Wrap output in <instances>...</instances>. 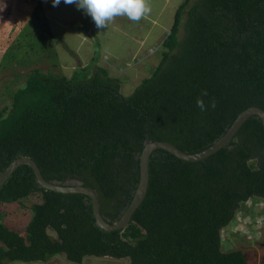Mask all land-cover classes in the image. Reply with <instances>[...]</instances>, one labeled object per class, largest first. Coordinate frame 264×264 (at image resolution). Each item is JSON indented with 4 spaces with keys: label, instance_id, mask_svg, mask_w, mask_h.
Wrapping results in <instances>:
<instances>
[{
    "label": "trees",
    "instance_id": "obj_1",
    "mask_svg": "<svg viewBox=\"0 0 264 264\" xmlns=\"http://www.w3.org/2000/svg\"><path fill=\"white\" fill-rule=\"evenodd\" d=\"M158 51L130 94L97 56L70 76L38 67L16 76L23 86L0 107V172L28 156L47 180L92 187L113 222L133 196L145 142L198 152L245 108L264 110V0H183ZM30 195L39 199L24 235L0 220V264L59 254L73 263L246 264L241 249L222 248L221 231L246 200L264 199L263 125L250 116L227 146L198 161L154 150L145 197L124 229L100 228L88 196L45 189L22 164L0 187V203Z\"/></svg>",
    "mask_w": 264,
    "mask_h": 264
},
{
    "label": "rangeland",
    "instance_id": "obj_2",
    "mask_svg": "<svg viewBox=\"0 0 264 264\" xmlns=\"http://www.w3.org/2000/svg\"><path fill=\"white\" fill-rule=\"evenodd\" d=\"M27 3L29 15L21 10L20 18L17 17L20 21L15 22L13 18L8 20L10 40L7 39V31L5 32V28H2L5 18L1 16L0 9V107L9 102L7 94H11L24 84L20 83L23 82L22 80L18 85L17 82L14 84L13 79L18 75L22 76L32 68L38 67L45 71L52 70L70 76L77 67L90 63L91 47L87 52L89 42L92 44L90 46L95 47V54L98 57L100 50H103L97 64L107 68L111 76L119 78L121 91L124 94H130L144 77L149 76L160 58L161 54L158 50L161 42L151 41L153 36L148 39V43L143 42L141 46H138L133 35L129 36L132 40L126 39L123 36L125 33L122 34V27L116 23L115 29L108 26L103 28L104 30L99 29L100 36L96 33L97 28H92L90 29L93 32L92 35L86 34L82 39V35L77 36L63 29L56 31L57 28L55 29L51 23L53 15L45 10L48 19L46 23L42 17L41 8H35L36 4L33 0H28ZM175 6L172 8L171 5L172 10L168 8L165 12L163 22L166 24V31L172 23ZM185 18L184 12L183 19ZM48 27L50 31L52 30L49 35ZM152 28L155 31L151 35L160 34L158 26ZM65 34L69 40L63 41ZM118 38H124L125 41ZM161 38H164V35ZM116 52L119 53L114 56ZM107 60L109 61L106 62ZM2 94H5L6 100H1ZM38 199L37 195H30L28 198L10 204L0 203L1 222L24 235L25 226L32 215L30 206ZM241 212L245 215L238 214L235 220L222 230V248L224 250L241 249L246 256V264H264V199L251 198L248 204L241 205ZM53 234V231L49 230V235L53 236ZM8 264H128V259L85 256L81 263H73L67 260L65 255L59 254L47 260L13 261Z\"/></svg>",
    "mask_w": 264,
    "mask_h": 264
},
{
    "label": "water",
    "instance_id": "obj_3",
    "mask_svg": "<svg viewBox=\"0 0 264 264\" xmlns=\"http://www.w3.org/2000/svg\"><path fill=\"white\" fill-rule=\"evenodd\" d=\"M253 115H257L260 118L264 132V110L258 106H249L236 116L222 136L216 139L207 148L198 152H186L168 141L150 140L145 142L143 148L138 154L139 177L133 196L127 207L121 213L120 217L113 222L106 220L102 215L100 211L98 195L92 187L83 185L79 181H72L71 184H62L55 180H47L41 174L36 162L28 156H20L15 158L3 169V171L0 172V187L18 166L27 164L32 168L35 179L39 186L55 192L80 193L88 196L91 203L92 214L97 226L104 229L105 231L124 229L129 224L133 212L138 208L145 197L149 184V158L154 150L164 149L184 161H198L204 159L220 148L227 146L243 122Z\"/></svg>",
    "mask_w": 264,
    "mask_h": 264
},
{
    "label": "crops",
    "instance_id": "obj_4",
    "mask_svg": "<svg viewBox=\"0 0 264 264\" xmlns=\"http://www.w3.org/2000/svg\"><path fill=\"white\" fill-rule=\"evenodd\" d=\"M182 1L183 0H147V3L149 4L151 11L148 14H146L144 17H142L141 20L134 22V21H131L127 16H116L107 23V26L111 27L112 29H115L116 23L119 24V26L122 27V34L125 33V35H123V36L126 37V39H131L129 36H130V34L133 35L134 40L136 42V45H138V46H141V44H143V42L148 43V39L151 38L152 36L153 37H152L151 41L161 42L163 40V38H161V36L166 35V33L168 32L169 27L171 25V23H170L169 27L166 31V24L163 22L164 21L163 18H164L166 10L168 8H170L171 5H172V8L174 5H176L174 7V10H173L175 12L177 6ZM27 2H28V0H0V9L2 12L1 16L3 15L4 16L3 18H5L4 21L2 22V28H5V32L7 31V39L10 40V38H11L10 37L11 34L8 35L9 27H10L8 25V23H10L8 21L9 18H13L16 22L18 20L17 17H19V12L21 10L26 11L29 15V12L27 10V8H28ZM33 2L36 4L35 8H37V7L41 8L42 13H43L42 17L44 18L46 23H48V19L46 17V11L49 12L51 15H53L51 23H52V25L55 26V29L57 28L56 31L63 29L69 33H74L77 36L82 35V39H84L86 34L93 33L92 30H90V29L96 28V26H95L94 22L92 21V19L90 18V16H88L83 10L77 9L74 5H68V4H64L62 2L59 6L54 7L51 3V0H33ZM37 3H39V5H37ZM169 10L171 11L172 9L170 8ZM173 15H174V13H173ZM18 21H20V20H18ZM4 24H6V25H4ZM154 26L159 27V32H160L159 35L158 34L151 35L155 31L154 28H152ZM84 28H86V31H84ZM100 30H104V29H100ZM100 30L97 29V31H96V33H98V36H100L99 35ZM51 31H50V28L48 27L47 34L49 35L48 32L51 33ZM58 33L61 34V32H58ZM61 35H63V34H61ZM65 35H66L65 40H63V41L69 40L67 37V34H65ZM120 39H121V41H125L124 38H118V40H120ZM112 40L117 41V39H112ZM66 45H67V43H66ZM90 45H92L91 42H89L87 52L89 51V49L91 47L90 59L92 60V58L94 56H97V55L95 54L96 53L95 47L93 48V46H90ZM65 48H67L69 50L68 47H65ZM102 51L103 50L101 49L100 50V56H101ZM118 53L119 52H116L113 55L115 56ZM100 56L99 57L97 56V57L100 58ZM159 59H158V61H159ZM108 61L109 60H107L106 62H108Z\"/></svg>",
    "mask_w": 264,
    "mask_h": 264
},
{
    "label": "clouds",
    "instance_id": "obj_5",
    "mask_svg": "<svg viewBox=\"0 0 264 264\" xmlns=\"http://www.w3.org/2000/svg\"><path fill=\"white\" fill-rule=\"evenodd\" d=\"M62 2L83 10L90 16L97 29L105 28L107 23L116 16H127L131 21L137 22L151 11L147 0H51L54 7ZM199 107L203 109L202 101L199 102ZM250 199L244 204H248ZM238 214L242 215L241 209L236 217Z\"/></svg>",
    "mask_w": 264,
    "mask_h": 264
}]
</instances>
